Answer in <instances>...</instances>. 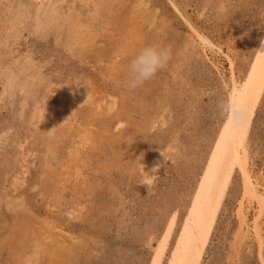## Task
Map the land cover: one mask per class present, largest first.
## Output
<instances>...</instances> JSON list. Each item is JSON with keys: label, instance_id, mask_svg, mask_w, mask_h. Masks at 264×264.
Instances as JSON below:
<instances>
[{"label": "rangeland", "instance_id": "obj_1", "mask_svg": "<svg viewBox=\"0 0 264 264\" xmlns=\"http://www.w3.org/2000/svg\"><path fill=\"white\" fill-rule=\"evenodd\" d=\"M156 41L171 60L128 90ZM263 57L264 0H0V264H168ZM243 146L264 187V76ZM242 187L233 166L199 264H264Z\"/></svg>", "mask_w": 264, "mask_h": 264}, {"label": "bare ground", "instance_id": "obj_2", "mask_svg": "<svg viewBox=\"0 0 264 264\" xmlns=\"http://www.w3.org/2000/svg\"><path fill=\"white\" fill-rule=\"evenodd\" d=\"M79 30L80 29H78V31ZM263 76L264 57L251 78L245 96L238 100L239 109L236 110L229 106V120L227 126L220 135L219 140L216 141L213 146L201 179L195 189V193H193L194 196L168 264H199L202 249L209 236L221 196L228 184L233 166L237 167L242 177V195H244L245 198L254 200L257 204V215L254 218L253 227L251 229L256 236L260 235L258 226L264 212V187L259 185L252 176L248 153L243 146V140L245 127L253 104L257 98ZM233 94L234 92L232 91L230 100ZM156 161L153 163L155 165L150 167L151 170L158 164ZM244 206L245 203L241 201L239 218H241L244 225H246L244 221L247 218V210L244 209Z\"/></svg>", "mask_w": 264, "mask_h": 264}, {"label": "clouds", "instance_id": "obj_3", "mask_svg": "<svg viewBox=\"0 0 264 264\" xmlns=\"http://www.w3.org/2000/svg\"><path fill=\"white\" fill-rule=\"evenodd\" d=\"M172 58V50L170 46L161 42H151L139 46L134 53L128 58L125 65V81L124 86L128 90H134L145 82L152 79L158 71L163 69ZM229 106L238 110L239 102L237 94H233L229 101ZM161 155L165 156L163 153ZM159 165L154 167L151 171L155 173ZM145 173L154 177L155 174L150 175L148 172ZM141 184L147 185L148 189L151 186L150 182H143Z\"/></svg>", "mask_w": 264, "mask_h": 264}]
</instances>
